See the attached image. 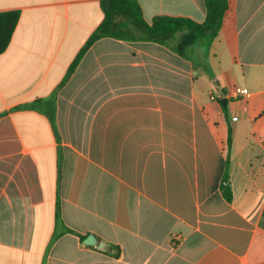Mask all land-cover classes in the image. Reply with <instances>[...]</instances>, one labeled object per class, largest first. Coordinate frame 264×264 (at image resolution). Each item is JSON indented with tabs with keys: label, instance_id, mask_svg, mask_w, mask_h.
I'll list each match as a JSON object with an SVG mask.
<instances>
[{
	"label": "crops",
	"instance_id": "crops-1",
	"mask_svg": "<svg viewBox=\"0 0 264 264\" xmlns=\"http://www.w3.org/2000/svg\"><path fill=\"white\" fill-rule=\"evenodd\" d=\"M137 1L150 24L206 20L204 0ZM11 11L0 264H264V0H230L194 61L104 38L65 84L103 22L101 0H0Z\"/></svg>",
	"mask_w": 264,
	"mask_h": 264
},
{
	"label": "trees",
	"instance_id": "trees-1",
	"mask_svg": "<svg viewBox=\"0 0 264 264\" xmlns=\"http://www.w3.org/2000/svg\"><path fill=\"white\" fill-rule=\"evenodd\" d=\"M206 20L195 22L184 17L158 16L152 23L145 21L142 8L137 0H101L104 13L103 22L90 36L74 62L71 64L65 84L73 74L88 50L99 40L112 38L128 42H151L167 47L175 54L192 59V48L199 43L209 46L218 36L230 7V0H204ZM18 11L0 13V55L9 47L13 34L19 23ZM194 61V60H193ZM222 105V104H221ZM225 116H228L226 105H222ZM228 151L231 145V129L228 135ZM229 155L227 164H229ZM222 190L228 201L232 199L228 175H225ZM262 226L264 228V214ZM120 254L117 248L115 256Z\"/></svg>",
	"mask_w": 264,
	"mask_h": 264
},
{
	"label": "water",
	"instance_id": "water-1",
	"mask_svg": "<svg viewBox=\"0 0 264 264\" xmlns=\"http://www.w3.org/2000/svg\"><path fill=\"white\" fill-rule=\"evenodd\" d=\"M220 103L224 106L226 105V100L223 99ZM85 244L88 246H99L100 249H103L105 246L104 243H100L93 235L87 237V239L85 240Z\"/></svg>",
	"mask_w": 264,
	"mask_h": 264
},
{
	"label": "built area",
	"instance_id": "built-area-1",
	"mask_svg": "<svg viewBox=\"0 0 264 264\" xmlns=\"http://www.w3.org/2000/svg\"><path fill=\"white\" fill-rule=\"evenodd\" d=\"M234 94L246 95V94H248V90L237 88V89H235Z\"/></svg>",
	"mask_w": 264,
	"mask_h": 264
}]
</instances>
